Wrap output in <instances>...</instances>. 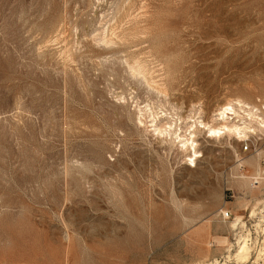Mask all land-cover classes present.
<instances>
[{
    "label": "rangeland",
    "instance_id": "obj_1",
    "mask_svg": "<svg viewBox=\"0 0 264 264\" xmlns=\"http://www.w3.org/2000/svg\"><path fill=\"white\" fill-rule=\"evenodd\" d=\"M128 1L0 0V264H239L240 232L264 264V181L237 163L264 178V133L205 129L196 166L152 133L264 115V0Z\"/></svg>",
    "mask_w": 264,
    "mask_h": 264
},
{
    "label": "bare ground",
    "instance_id": "obj_2",
    "mask_svg": "<svg viewBox=\"0 0 264 264\" xmlns=\"http://www.w3.org/2000/svg\"><path fill=\"white\" fill-rule=\"evenodd\" d=\"M128 1V0H127ZM143 1V0H142ZM124 2H126V1H124ZM129 2V1H128ZM144 2V1H143ZM146 2H148V1H146ZM131 3V2H130ZM133 3V2H132ZM141 3V2H140ZM125 4H127V2L125 3ZM133 5H135V4H133ZM123 6V5H122ZM121 6V7H122ZM140 7H141V5H139ZM133 7V6H132ZM137 7V6H136ZM145 8V7H144ZM121 9V8H120ZM124 9H126V8H124ZM132 10V9H131ZM142 10H145V9H142ZM117 11V10H116ZM138 11H141L140 10V8H139V10ZM125 12H126V10H125ZM129 12V11H128ZM131 12V11H130ZM130 12H129V14H130ZM136 12V11H135ZM134 12V13H135ZM117 13H118V11H117ZM119 13H121V11L119 12ZM125 14V13H124ZM128 14V15H129ZM119 14H117V16H118ZM120 15H122V14H120ZM119 15V16H120ZM126 15V14H125ZM124 15V16H125ZM144 15V14H143ZM123 16V15H122ZM127 16V15H126ZM126 16H125V18H126ZM130 19L131 17H127V19ZM124 19V18H123ZM127 19H125L124 20V22L127 20ZM128 19V20H129ZM135 19V18H134ZM114 20V19H113ZM66 21V20H65ZM132 21V20H131ZM136 21V20H135ZM123 22V23H124ZM128 22V21H127ZM63 23V22H62ZM62 23H60V24H62ZM130 23V22H129ZM145 23V22H144ZM135 24V23H134ZM138 24H139V22H138ZM117 25H118V21H117ZM122 25V24H121ZM133 25V24H132ZM60 26H62V25H60ZM60 26H58V27H60ZM64 26V25H63ZM65 26H67V25H65ZM126 25H124L123 26V28L125 27ZM128 26V25H127ZM139 26H140V24H139ZM58 27L56 26V28L58 29ZM68 27V26H67ZM117 27V26H116ZM119 27H121V26H119ZM64 28V27H63ZM128 28H130V27H128ZM134 28V27H133ZM137 28V27H136ZM56 29V30H57ZM60 29V28H59ZM113 29H115V28H113ZM145 29V28H144ZM61 30H62V28H61ZM65 30H68V28L67 29H65ZM119 30V29H118ZM139 30V29H138ZM63 31H64V29H63ZM121 31V30H120ZM130 31V30H129ZM145 31V30H144ZM113 32L114 31H112V35H114L113 34ZM139 32V31H138ZM141 32V31H140ZM115 33V32H114ZM132 33V32H131ZM118 34V33H117ZM139 34V33H138ZM120 35H122V33L120 34ZM119 35V36H120ZM124 35V34H123ZM128 35H129V33H128ZM132 35H134V34H132ZM131 35V37H133ZM144 35V34H143ZM114 36H116V35H114ZM114 36H113V38H114ZM126 36V35H125ZM139 36V35H138ZM121 37V36H120ZM119 37V38H120ZM128 37V36H127ZM130 37V36H129ZM127 38V39H130V38ZM144 37V36H143ZM146 37V36H145ZM106 38V40L109 42V39L107 38V37H105ZM119 38H116V40L117 39H119ZM124 38V37H123ZM123 38L121 39V40H123ZM152 38V37H151ZM106 40H104V42L106 41ZM112 39H110V41H111ZM120 40V39H119ZM119 40H117L116 41V44L119 42V45H120V43H121V41H119ZM125 41H126V39H124ZM112 41H114L115 42V38H114V40H112ZM129 41V40H128ZM132 41H133V39H132ZM134 41H135V39H134ZM108 42L106 43V44H108ZM113 42V43H114ZM138 42V41H137ZM150 42V41H149ZM111 42H109V44H110ZM112 43V44H113ZM123 43H124V41H123ZM127 43H129V42H127ZM133 43V42H132ZM143 44V43H142ZM111 45V44H110ZM109 45V46H110ZM115 45V44H114ZM146 45H147V43H146ZM149 45V44H148ZM151 45V44H150ZM113 46V45H112ZM124 46V45H123ZM133 46V45H132ZM159 46V45H158ZM119 47H122V46H119ZM125 47H127V46H125ZM143 47V46H142ZM155 47V46H154ZM156 48V47H155ZM127 49V48H126ZM140 49H141V47H140ZM120 50H121V48H120ZM132 50H133V47H132ZM134 50H135V48H134ZM124 51V50H123ZM129 52L131 51V50H128ZM128 51L126 52V53H128ZM152 51H153V49H152ZM151 51V52H152ZM132 52L133 51H131L130 53L132 54ZM135 52H136V50H135ZM138 52V51H137ZM142 52V51H141ZM126 53H124V55L126 54ZM148 53V52H147ZM143 54H144V52H143ZM129 55V54H128ZM126 56H127V54H126ZM125 56V57H126ZM135 56H137V55H134V58H135ZM145 56V55H144ZM150 56V55H149ZM153 56V55H152ZM127 57H129V56H127ZM131 57V56H130ZM132 58V57H131ZM130 58V60H133V59H131ZM137 58V57H136ZM135 58V62H137V60L138 59H136ZM139 58V57H138ZM162 58V57H161ZM170 58H171V56H170ZM118 59H119V57H118ZM122 59V58H121ZM128 59V58H127ZM127 59H125V60H127ZM144 59V58H143ZM146 57H145V61H146ZM168 59V58H167ZM116 60V59H115ZM129 60V59H128ZM127 60V61H128ZM129 60V61H130ZM148 60H149V58H148ZM161 60H163V59H161ZM117 61V60H116ZM128 61V62H129ZM140 61V60H139ZM143 60H141V62H142ZM145 61H144V64H146L145 63ZM118 62H121V60L120 61H118ZM128 62H126V64L128 63ZM133 62V61H132ZM134 62V63H135ZM141 62H138L137 64H140ZM146 62H148V61H146ZM150 63V62H149ZM125 64V65H126ZM148 64V63H147ZM175 64V63H174ZM128 65V64H127ZM129 65H130V63H129ZM128 65V66H129ZM132 65V64H131ZM150 65V64H149ZM170 65V64H169ZM133 66V65H132ZM140 66H142V65H140ZM137 67V66H136ZM143 67H145V65L144 66H142V68L141 67H138L137 69L136 68H134L133 67V70H136L135 72L137 73L138 72V74L139 75H143V76H146V75H144V70H143ZM148 67V66H147ZM176 67V66H175ZM129 68V67H128ZM130 68H131V66H130ZM177 68V67H176ZM150 69V68H149ZM148 69V70H149ZM173 69V68H172ZM126 70H128V69H126ZM110 72H112L113 73V71H110ZM128 72V71H127ZM134 72V73H135ZM133 72H132V74H134ZM149 73V72H148ZM152 73V72H151ZM129 74V73H128ZM131 73H130V75H132ZM146 74V73H145ZM150 74V73H149ZM118 75V74H117ZM115 77H116V75H114ZM133 76V75H132ZM135 76V75H134ZM149 77V76H148ZM173 77V76H172ZM176 76H174V78H175ZM151 78V77H150ZM174 80V79H173ZM176 80V79H175ZM141 82H142V80H140ZM164 81V80H163ZM179 81V80H178ZM138 82H139V80H138ZM174 81H172V83H173ZM144 83H146V81H144L143 80V84ZM171 83V84H172ZM175 83H177V82H175ZM148 84V82L146 83V84H144V85H147ZM149 84H150V82H149ZM148 84V85H149ZM163 84H164V82H163ZM163 84H161V85H163ZM169 84V83H168ZM167 85V84H166ZM176 85V84H175ZM142 86V85H141ZM149 86H151V85H149ZM148 86V87H149ZM173 86V85H172ZM144 87H146L147 88V86H144ZM150 88H152V87H150ZM149 88V89H150ZM157 89V88H156ZM165 89H167V88H165ZM169 89V88H168ZM155 90V89H154ZM164 89L162 88V87H158V90H156V91H159V92H157V94L159 93H161V94H163V96L165 95V97H168L166 94H165V91L166 90H164ZM174 90V89H173ZM151 91H152V89H151ZM170 92V91H169ZM232 101V100H231ZM238 101H240L239 102V104L241 105V100H238ZM230 102V101H229ZM228 102V104L225 106H223L222 108H221V113L220 114H218L217 116H220V117H222V119H218L217 121H216V123L215 124H213V125H208V124H204L203 123V121L202 122H195L194 121V123L195 124H193L192 126H190L189 127V129L188 130H190L191 129V134L190 135H188V137L186 138V136H187V134H185L186 133V131H185V133H184V131H183V133L185 134H183L182 135V128L181 127H179V133H181V134H179V133H177L178 132V130H176L177 128L175 127L176 125L175 124H173V126L175 127V128H173L172 126H169L168 128L166 127V125H162V123L160 122V125L159 124H157V120H154V122L153 123H156L155 124V126H153L155 129L154 130H152V133H156V135L157 136H159V137H161L162 139H164V140H167V139H169V141H170V143H174V137H176L175 138V140H179L180 142V144L178 145L179 147H180V145H181V152L183 151V152H188V151H190V150H192V152H193V156H192V158L190 159V163H192L193 164V166H196L195 164H196V161H197V159L200 157V152H197V147H198V144H197V142H196V138L198 137V136H200V135H202V133H203V130H205V129H207L208 130V132H206V133H208V134H210V136H209V138H215V140H216V138H221L222 136H224V135H229V136H231V135H235L234 137H236V135L239 137V140H240V142H242L243 140H247V135H248V137H249V134H251V133H255L257 130L260 132H263L264 133V115L263 116H260L259 114H257L258 112H259V110H256V112H254L253 111V109L251 110V111H248L247 113H248V116H249V118L250 119H248V120H250V123L248 122V120L247 119H245L246 121H244V122H242L243 123V125H239V124H237V123H234L233 122V124H232V122H231V124L230 123H228L227 122V120L229 119V116H235V115H237V112L235 111V108L236 107H233L230 103ZM238 104V103H237ZM234 106H236L235 104H233ZM239 105V106H240ZM238 106V105H237ZM240 108V107H239ZM243 108H244V105H243V107H242V105H241V110H243ZM250 108V107H249ZM254 108V107H253ZM237 110H239L238 108H236ZM258 109V108H257ZM247 110V109H246ZM245 110V111H246ZM248 110H250V109H248ZM244 111V112H245ZM240 112H238V114H239ZM239 116V115H238ZM141 117H143V116H141ZM230 117V118H231ZM261 117H263V118H261ZM237 118V117H236ZM238 118H240V117H238ZM233 119V118H232ZM231 119V120H232ZM243 119V120H244ZM242 120V121H243ZM141 121V120H140ZM156 121V122H155ZM142 122V121H141ZM247 122H248V125H247ZM255 123L256 125L255 126H257L256 128H255V126L253 127V126H251L252 124L251 123ZM145 123V122H144ZM172 125V124H171ZM250 125V126H249ZM151 126V127H152ZM178 127V126H177ZM188 128V127H187ZM187 128H186V130H187ZM147 129V128H146ZM149 130V129H148ZM193 130V131H192ZM147 131V130H146ZM181 131V132H180ZM189 131H187V133H188ZM190 133V132H189ZM253 134H251V135H253ZM262 134V133H261ZM192 136V137H191ZM158 137V138H159ZM189 137H191V138H189ZM205 137H207V136H205ZM208 138V137H207ZM209 138H208V140H209ZM162 139L160 140V141H162ZM163 140V141H164ZM207 140V139H206ZM225 140V139H224ZM159 141V140H158ZM159 141V142H160ZM168 141V140H167ZM211 141V140H210ZM217 141V140H216ZM200 142V141H199ZM237 142H238V139H237ZM165 144H168V143H166V142H164ZM176 143H178V142H176ZM223 143H226V142H224L223 141ZM221 144V143H220ZM200 145V144H199ZM224 145V144H223ZM222 144H221V146H223ZM170 146V145H169ZM226 146V145H225ZM172 147V146H171ZM179 147H178V149H179ZM231 147V146H230ZM235 148V147H234ZM175 149V148H174ZM236 149V148H235ZM172 150V149H171ZM180 152V153H181ZM184 154V153H183ZM182 154V155H183ZM187 155V154H186ZM197 155H199V156H197ZM264 155V154H263ZM189 156V155H188ZM188 156L186 157V158H188ZM260 154H257V157L258 158H253V157H250V158H243V160L241 159V160H239V161H237V163H238V172H240L239 173V179L240 180H242L243 182H247L248 180H251V179H256V180H258L259 181V183H260V181L262 180V181H264V178H262L261 177V172H262V169H261V166H260V164H259V162H258V159L260 158ZM184 157H185V155H184ZM183 158V157H182ZM185 158V159H186ZM183 160V159H182ZM189 160V159H188ZM187 161V160H186ZM189 165V164H188ZM190 166V165H189ZM246 168H248L249 169V171H246ZM234 170V169H233ZM232 176V175H231ZM89 181V180H88ZM231 182V181H230ZM94 183V182H93ZM107 184V183H106ZM111 184V183H110ZM251 184H252V182H251ZM96 185V184H95ZM250 185V184H249ZM97 186V185H96ZM251 186V185H250ZM260 187L261 186H259V187H254V186H251V189L253 190V191H256V190H261L260 189ZM110 190V189H109ZM95 192V191H94ZM112 193V192H111ZM258 193V192H257ZM118 197V196H117ZM119 199V198H118ZM117 203V202H116ZM225 205V204H224ZM227 206V205H226ZM225 206V207H226ZM256 208V207H255ZM222 210H220V212H221ZM254 211V210H253ZM255 213V211L253 212V214ZM252 216V215H251ZM256 216V215H255ZM253 217V216H252ZM211 221V220H210ZM241 219L240 218H237L233 223H232V229L234 230V231H237L238 230V227H239V225H240V223H241ZM262 223L264 224V221H262ZM258 225V224H257ZM259 227V226H258ZM212 224H211V222H207V223H205V224H203V225H201V226H199L196 230H194L193 232L194 233H192V235L193 236H200L201 234H203V233H209V232H211L212 231ZM263 231H264V228L262 229ZM239 234H241V236L240 235H238L239 236V239H238V243H237V245H238V249L236 250V253H235V255H234V257H235V259L237 260V262L239 263V264H247L248 263V261L250 260V258H251V248H250V239L251 238H249V235H247L246 236V234L245 235H243L242 234V232H240ZM250 234V233H249ZM205 236V235H204ZM204 236L202 237V238H198L197 240H202L203 238H204ZM237 236V237H238ZM67 237V236H66ZM201 237V236H200ZM252 242V241H251ZM223 244H225L226 243V241H223L222 242ZM252 244H253V242H252ZM264 244V243H263ZM264 246V245H263ZM260 253H262V252H260ZM264 253V252H263ZM263 255V254H262ZM259 256V255H258ZM261 256V255H260ZM264 256V255H263ZM228 259H230V257H228ZM261 259V258H260ZM263 259V258H262ZM198 264H219L218 263V261H216V262H213V263H198Z\"/></svg>",
    "mask_w": 264,
    "mask_h": 264
},
{
    "label": "built area",
    "instance_id": "obj_3",
    "mask_svg": "<svg viewBox=\"0 0 264 264\" xmlns=\"http://www.w3.org/2000/svg\"><path fill=\"white\" fill-rule=\"evenodd\" d=\"M259 182L254 181L253 185L256 187V185H258ZM264 211V210H262ZM261 211V213H262ZM264 214V213H263ZM221 217L223 218V220L225 221H230L232 219V214L229 211H221Z\"/></svg>",
    "mask_w": 264,
    "mask_h": 264
}]
</instances>
